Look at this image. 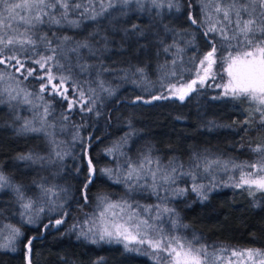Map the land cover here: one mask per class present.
<instances>
[{
    "label": "trees",
    "instance_id": "1",
    "mask_svg": "<svg viewBox=\"0 0 264 264\" xmlns=\"http://www.w3.org/2000/svg\"><path fill=\"white\" fill-rule=\"evenodd\" d=\"M181 7L173 22L167 18L155 22L151 17L134 13L126 19L120 16L119 22H114V26H117L114 32L109 26V20L106 21L105 18L99 22L85 21L80 28H50L45 25L40 27V32L53 40V45L54 42L56 44V38L69 36L73 41L70 47H75L77 41L87 39L94 49L102 46L98 42L101 36L108 37L113 33L109 35L111 38H108L106 50L100 49L94 55L87 49H80L78 54L68 51L67 67L71 71L79 73V65L83 64L89 65L88 73L84 71L89 77L95 75L97 65L106 66L112 72L128 70L133 73L135 67L153 71L155 61L163 56L161 48L167 36H180L184 32L194 31L197 45L195 55H202L205 50H209L203 35L204 25L198 27L188 20V16L192 15L200 23L198 0H181ZM162 24L173 31L166 32L165 28H161ZM132 25H137L144 32V36H134L129 32L126 37L124 30L130 29ZM97 31L100 36L95 40L91 39L89 34ZM115 54L122 57L132 54L135 60L115 63L111 60ZM58 58L67 61L64 59L65 50L58 53ZM186 62L185 59L184 63ZM216 68L219 79L209 81L210 84H218L224 78L223 65L216 64ZM191 78L193 76L188 72L184 73V80ZM220 90L206 85L203 88L198 87L184 101L169 98L144 104L133 101L137 97L150 100L157 95L149 96L141 88L124 86L108 100L102 99L104 109L97 118L93 112L81 113L73 110L66 113L65 103L59 98L48 97L53 104L52 113L55 117L61 120V114L65 113L70 117L65 121L66 125H82L80 129L86 136L84 151L88 158L93 159L97 171L88 187V199L85 201L81 197V189L88 174L87 160L80 154L67 165L65 174L69 177V191L65 195L62 212H67L68 215L63 217L64 224L49 227L47 230L43 225L50 220L54 224L56 219L62 218L61 214L56 218L45 217L36 225H27L21 221L14 196L2 192L0 220L19 227L24 236L15 252L0 250V264H27L28 253L24 247L27 238H35L30 257L32 264H65V261L68 264H94L101 258L102 264H154L148 256L126 251L117 244L103 241L93 244L90 238H78L80 228L72 230V226L79 224L85 228L84 221L95 212L100 196L113 192V184L107 174L100 171L109 165L110 159L105 149L111 141L125 138L131 125L136 131L134 135L140 139L135 138L144 146L141 148L147 147L151 155L163 161L173 160L176 164L183 165L184 172L191 171L190 163L196 157H228L236 164L260 161V155L251 151L257 144H264V127L260 125V115L256 112L258 103L247 97H225ZM214 97L219 99H213ZM10 119V114L0 107V168L15 180L17 173L22 172L15 169L17 157L35 152L37 141L34 135L16 132L8 123ZM245 120L248 121L247 125L243 123ZM171 202L175 205L179 224L187 225L178 227V231L187 238L198 237L199 243H194L195 246L206 245L208 251L221 248L260 249L264 253V191L249 195L244 189L230 185L219 186L208 193L207 200L201 201L195 193L188 192L183 196L176 195L175 200L169 203Z\"/></svg>",
    "mask_w": 264,
    "mask_h": 264
},
{
    "label": "snow or ice",
    "instance_id": "2",
    "mask_svg": "<svg viewBox=\"0 0 264 264\" xmlns=\"http://www.w3.org/2000/svg\"><path fill=\"white\" fill-rule=\"evenodd\" d=\"M145 3L152 8L165 9L169 11L175 9L179 11V0H0V103L20 101L28 104L38 110L42 109L39 115L40 127H34L33 122L25 119L18 129L20 133L46 131L47 118L51 115L53 105L45 99H57L67 105L65 112L71 113L78 110L81 113H92L96 110V101L99 98L93 97L95 92L93 88L85 89L78 85L71 76L70 70L64 68L58 58V49L63 50L65 45L73 43L72 38L63 36L56 38V45L53 46V40L48 39L47 35H38L37 29L41 25L56 26L58 28H80L85 21L99 22L102 18L109 20V26L116 31L114 22H119L120 16L128 14L129 7L136 5L140 11L144 10ZM202 10L205 14V21L209 25L203 32L209 50L202 55H194L190 58L187 69L180 68L178 65L184 63L180 55L184 48L179 47L174 41L173 44L163 48L164 52H169L175 48V56L171 61L173 70L167 73V76L176 80V83H170L165 91L168 94L161 93L152 96L150 100H144L143 97H137L133 103L142 102L150 104L152 101L167 100L175 98L184 101L191 93L197 91V88H203L206 85L223 89L225 97H247L256 101L259 105L256 112L260 115L259 123L264 127V0H201ZM211 9V12H209ZM116 13V15H113ZM160 13H157L159 15ZM213 14L216 16L213 22ZM75 17V18H73ZM192 25L203 26L204 22L198 24L197 19L192 15L188 16ZM165 31H173L165 26ZM125 36L130 32L134 36L143 37L144 32L138 29L137 25H132L130 29H125ZM186 34V33H185ZM89 36L95 40L100 33L93 32ZM218 38V39H217ZM108 37L101 36L98 41L104 45L106 50ZM235 42V43H233ZM162 43V41H161ZM185 43V47L194 44V40ZM80 49H87L89 53L95 54L100 49H94L93 45L86 39L85 41L75 42V47L68 49L73 53H79ZM229 49H231L229 51ZM228 51L227 57L223 55ZM240 52L239 55H233V52ZM47 53V54H44ZM218 60L226 63L225 69L228 81L224 84H210L209 81L216 79V73L213 71ZM198 61V63H197ZM81 71H87L89 65H79ZM55 68V72L53 69ZM12 69V71H7ZM69 71L64 75L63 71ZM131 70V69H130ZM194 74L195 78L190 81L184 80V73ZM133 74L144 76V69L135 67ZM127 75V73H126ZM30 78L39 82V88L36 92L29 91L24 85ZM11 81L12 83H8ZM71 83L73 98L70 99L66 87ZM13 84L15 86H13ZM98 86L101 91L109 95L114 93L111 88H105L104 82L100 81ZM213 99H219L214 97ZM99 115V113H96ZM69 115L62 113L60 119L68 121ZM16 119H21L16 117ZM245 125L248 121L243 122ZM77 128V134L74 140H82L79 136L81 126L73 125ZM50 135V133H49ZM111 148L105 149L108 154L117 151L123 143H126L127 137ZM83 147V144L81 145ZM251 151L260 155L261 159L252 164L231 163V168L239 171L238 179L228 178V183L217 180L214 174L215 168H221L223 171L229 170L227 161L209 160L206 156L193 159L191 171L183 172V165L170 162L167 167H161L158 159H154L150 154L143 155L139 160L133 162L126 160L123 170L118 168L115 172L112 169H101L100 171L108 174L110 177L116 176L117 182L121 180L127 185L129 190H135L140 187L141 181L150 180L151 183L143 185L151 189L158 195V189L164 188L165 191H173L176 181L181 176H187L192 184L187 188H175L174 194L177 196L186 195L188 192L195 193L201 200L208 199L210 193L218 186H232L237 189L248 191L249 195H255L257 191H264V144H257ZM56 151L55 155L63 159L64 155ZM19 160L39 162L44 157L36 156L32 153L20 155ZM86 167L88 174L86 182L81 189V197L87 201V190L97 171L93 164V159H87ZM248 171L245 172L244 169ZM79 171V169H78ZM198 178L209 179L208 184L198 182ZM41 187L44 197L55 196L54 187ZM11 188L17 195L18 201L22 202L21 207L25 210L20 213L23 217L27 215V223H36V218L45 211L44 207L36 210V204L31 199H26L20 186L13 185L9 178L0 172V189ZM63 191V190H62ZM158 198H160L158 196ZM101 202L105 204V209L97 218L98 223L91 222L92 226L84 230L82 225L74 224L72 230L80 228V236L88 239L91 235V243L96 244L101 241L108 243H122L126 251L142 252L144 255H150L155 264H208L213 260V264H222L223 258L216 252H209L208 246L201 245L194 247V243H199V238L193 236L191 240L178 235H169L163 227L161 216L165 213L170 216H176L175 210L160 205L141 206L138 203L133 205L127 200L109 201L107 197H100ZM162 202L166 199L160 198ZM63 205L58 207H49L48 211H59ZM155 211V215L151 213ZM35 212V218L32 213ZM2 215V213H0ZM67 212L61 213V219L44 224L47 230L49 227H56L65 223L63 217ZM90 221L85 220L84 224ZM170 229L175 230L178 227H187L180 225L178 220L172 219L168 222ZM24 234L19 227L11 224H3L0 220V249L15 251V243L23 237ZM35 238H27L24 247L28 253L27 264H32L31 252L32 244ZM147 245L148 250H143L139 246ZM219 251L227 252L228 249L221 248ZM231 257L241 261L246 257L252 264H264V253L260 249L231 250ZM254 257H261L255 261ZM68 264V261H65ZM94 264H102L101 260Z\"/></svg>",
    "mask_w": 264,
    "mask_h": 264
},
{
    "label": "rangeland",
    "instance_id": "3",
    "mask_svg": "<svg viewBox=\"0 0 264 264\" xmlns=\"http://www.w3.org/2000/svg\"><path fill=\"white\" fill-rule=\"evenodd\" d=\"M198 7H199V12H198L199 21L204 22L203 25H204V28L206 29V27H208L209 25L205 21V14H204V11L202 10L201 0H198ZM181 8H182L181 0H179V11H176L175 9L169 11L167 8L165 9L152 8L151 5L148 3H145L144 10L140 11L139 9H137L136 5H131L129 7L128 14L125 16H121V17L126 19L128 16H131L135 13L140 16L151 17L152 19L155 20V22H159V20H162V19L165 20V18H167L168 21L173 22L175 19V16H177L179 12L181 11ZM209 12H211V9H209ZM157 13H160V14L157 15ZM113 15H116V13H113ZM212 18H213V22H215L216 20L215 14H213ZM105 20L108 21L107 18H105ZM99 21H104V18L100 19ZM44 26L45 25L39 26L37 29V32H40V29L43 28ZM53 26H47V27L51 28ZM161 28L164 29L165 26L162 24ZM192 32L188 33L187 31V32H184L183 35H180V36L177 34V35H174V37H171V36L165 37V42L163 45L164 47L173 44V42L175 41L179 47L184 48V52L181 53L180 55L183 57L184 60L186 59L187 62L183 63L182 65H179L180 68L184 66L183 68L187 69L189 67L190 58L196 54L194 52H196L195 48H197V45H195L196 40H195L194 31ZM38 35L43 36L44 32L43 33L40 32V34L38 33ZM109 35H108V38L110 39L111 37ZM189 40H194V44L188 45L187 47H185V43L183 42H186ZM55 45L56 44L54 42L53 46ZM71 45L72 43L65 45L63 47V50L58 49V53L64 52L65 50L64 59H66L67 61L60 60V63L64 65V68L67 70H70L67 67V65L69 64L67 62L69 60L68 59V51H69L68 49L71 48L70 47ZM163 46L161 48L163 56L159 57V60L155 61L156 65L154 66L153 71L143 68L144 69L143 77H141L139 74L130 73L128 70L123 71V72H119V70H115L112 72V71H109V69L106 68V66H102V65H97L96 70H94L95 75H92V77H89L85 74V72L87 71L85 72L79 71L78 73L74 70L72 71L70 70L72 79L78 85H82L85 89L89 87L95 89V92L92 93V95L94 98L96 96L99 97L96 101V110L93 112L96 118L98 116L96 113L98 112L101 114V111L104 109L102 106L103 104L102 99L105 98L106 100H108L109 98L113 97L116 92L124 88V86H129V87L134 86L136 87V89L141 88L142 92L149 96L154 95V94L159 95L161 93L168 94L165 91L167 86L170 83H176L175 79L167 76V73L173 70L171 61L175 56L176 49L173 48L169 52L166 53L163 51V48H164ZM104 47L105 46L103 45L102 46L99 45L100 49H104ZM230 50L231 49H229V51ZM207 51L208 50H205L204 52H207ZM44 54H47V53H44ZM232 54L239 55L241 53L234 51ZM223 55L227 57L228 51H225ZM111 60H113V62L115 63H118V62L123 63L125 61L133 62V60H135V57L132 54H129L123 57L119 54H115ZM99 64L101 63L99 62ZM217 64L220 65L222 63L218 60ZM78 65L79 64H77V66ZM222 65H223L224 78L222 77L221 80L218 82V84L219 83L224 84V83H227L228 81V76L225 71L227 64L223 63ZM180 68L176 70L179 71ZM216 69L217 68L215 65L213 71L217 74L216 79H219ZM0 70H4L3 66H0ZM7 71H12V69H7ZM53 71L55 72V68L53 69ZM63 74L68 75L69 71H63ZM190 76H193V78H195L194 74H190ZM191 79L185 80V81H190ZM100 81L104 82L105 88L113 89L114 93L112 95H109L107 92L101 91L98 86V83ZM8 83H12V82L9 81ZM0 86H5V85H0ZM13 86L15 85L13 84ZM24 86L29 91L36 92L39 88V82L35 79L30 78L28 81L25 82ZM66 87H68L69 89V92H68L69 98L72 99L73 93H72L71 83L66 85ZM220 89H221L220 92L223 94V89L222 88ZM45 99L48 100L47 95L45 96ZM49 102L51 103V101ZM97 103H99V106ZM0 107H3V110L10 114L11 119L8 123L16 132H18V129L21 127L25 119L32 121L34 127H40L39 115L42 113V109L38 110L36 108L31 107L28 104H24L22 100L12 101L11 104H9L7 102V97H5V102L0 103ZM16 117H20L21 119H16ZM58 118L55 117L53 113L49 115V117L47 118V124L45 126L46 131L22 133V134L34 135L36 137L37 143H36L35 152H30V153L36 156L44 157L43 160L33 163L31 161H24V160L17 159L15 169H19L22 172L20 174L17 173L15 180L11 178L10 176H7L0 168V172H3V174L9 178L10 182L13 185L20 186L26 199H31L35 202L36 210H38L40 207L45 208V211L43 213H40L39 217L36 218V223L34 224L27 223V218H28L27 215L23 217L20 215L21 221L27 225H36L45 217L56 218L61 214L63 208L59 209V211H52V212L48 211V209L49 207H58L61 204L64 206L65 195L69 191V182H67L69 181V177L65 174L67 170V165L71 164L72 161L75 158H77V155H80V154L83 155L85 160L88 159V154L84 151L86 136L82 133V130L79 128V136L82 138V140H74L73 137L77 134V128L73 127L70 124L66 125L65 121L59 120ZM134 129L135 128L131 125L130 132H129L131 135L127 137L126 143H123L122 146L117 151H114L112 154H108L106 152L110 159L109 165H107L106 167L107 169H112L113 172H115L118 168H120L122 171L123 165L125 164L126 160H131L135 162L139 160L143 155H146V154L151 155L147 147H145L147 149L141 148L144 146L142 145L140 141L137 140V138H135L138 136L134 135L136 133ZM119 141L121 142L122 140H119ZM119 141H115V142L111 141L109 143L108 148H111L114 145L118 144ZM82 144H83V147L81 146ZM56 151H60L62 153H68V154L64 155V158L61 160L56 157L55 155ZM26 154H29V153H26ZM151 156L154 159L159 160L161 167H167L170 162H175L173 160L163 161L162 159L157 158L153 155ZM208 159L209 160L219 159L220 161L230 162L229 170L226 172L221 170V168H215L214 174L217 177L218 181L228 183L229 177L238 179L240 173L238 170H234L231 168V163H234V162H232L230 158L217 156L215 158H208ZM257 162H259V160L254 161V162H249L248 164L257 163ZM191 165L192 163H190V167ZM181 171L184 172V170L182 169ZM244 171L247 172L248 169L245 168ZM107 177L109 181L113 184L112 186L114 190L110 194L109 193L103 194L100 197H107L109 201H113V202L120 201V200H127L129 203L133 205H136L137 203L141 206L160 205L161 208L166 206L171 209H175V205H172L173 202L169 203L170 201L175 200L176 195L174 194V189L175 188H187V187H190V185L192 184V181L189 177L181 176L180 179L176 181L173 191H165L164 188H159L157 190L158 191V195H157V193H154L151 189L143 186L146 183H151L150 180L141 181L140 187L136 188L135 190L130 191L127 185L122 180L121 182H117L116 176L110 177L107 174ZM198 182L203 183V184H208L209 179L198 178ZM41 185H43L44 187H54L56 195L44 197L41 192V187H40ZM2 192H7L9 193L10 196H14L18 204L19 213H22L25 211L21 207L22 202L18 201L16 193L11 188L0 189V194ZM158 196L160 198L166 197V199L162 202V200L158 198ZM104 209H105V204L102 203L101 199L99 198L95 212H93V215L88 219L90 223L85 225L84 230H87L88 227L92 226L91 222L98 223L97 218L100 216V213L104 211ZM155 214H156L155 211L151 213V215H155ZM32 215L35 218V212H33ZM172 219L177 220L176 216H170L167 213L161 216V220L164 222L163 227L165 231L168 232L169 235H178L182 238H185V235L181 234L180 231H178V228H176L174 231L170 229V224L168 222ZM3 224L5 223L3 222ZM89 238L92 239L91 235L89 236ZM190 238L192 239V236H190ZM190 238H187V239L191 240ZM20 239L15 243L16 250L19 248ZM103 242H106V241H103ZM112 243L117 244L124 249V246L122 243H116V242H112ZM193 246L198 247L195 245ZM139 247H141L143 250H148L147 245L139 246ZM0 250H4L8 252L16 251V250L11 251L8 249H0ZM129 252H135V253L142 254V252H136V251H129ZM209 252L210 253L216 252L217 255L221 256L223 258L222 264H252V262L248 261L246 257L244 258L243 261L237 258L231 257L230 255L231 250H228L227 252H221L219 250L209 251ZM146 256H148V258L153 261L150 255H146ZM253 259L258 262L259 259H261V257H254ZM153 263L155 264L154 261ZM208 264H213V260L210 259Z\"/></svg>",
    "mask_w": 264,
    "mask_h": 264
},
{
    "label": "water",
    "instance_id": "4",
    "mask_svg": "<svg viewBox=\"0 0 264 264\" xmlns=\"http://www.w3.org/2000/svg\"><path fill=\"white\" fill-rule=\"evenodd\" d=\"M27 260H28V257H27Z\"/></svg>",
    "mask_w": 264,
    "mask_h": 264
}]
</instances>
